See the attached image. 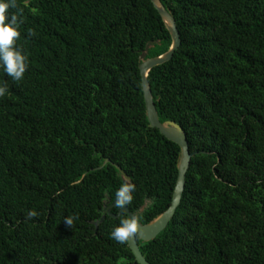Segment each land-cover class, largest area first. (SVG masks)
<instances>
[{"label":"trees","instance_id":"16d2710c","mask_svg":"<svg viewBox=\"0 0 264 264\" xmlns=\"http://www.w3.org/2000/svg\"><path fill=\"white\" fill-rule=\"evenodd\" d=\"M160 1L180 44L147 80L192 155L173 216L139 250L264 264V0ZM12 15L27 67L19 81L0 69V264H138L110 238L128 217L110 205L122 172L141 224L171 202L180 148L149 125L138 67L169 31L151 0H16Z\"/></svg>","mask_w":264,"mask_h":264},{"label":"water","instance_id":"95a60500","mask_svg":"<svg viewBox=\"0 0 264 264\" xmlns=\"http://www.w3.org/2000/svg\"><path fill=\"white\" fill-rule=\"evenodd\" d=\"M151 2L158 11L167 30L170 33L171 44L170 47L165 52L159 55L145 58L146 52L143 51L139 56L140 63L138 67L141 78V88L145 103V112L149 125L151 127L157 128L158 131L162 135H164L167 139L174 141L179 146L180 153L177 163V177L169 206L162 213L158 214L154 219H152L150 222L145 224H141L140 222H138V230L139 233L141 234L137 235V237L143 241H148L153 239L161 230H163L166 227L169 220L173 216L174 211L180 202L181 193L184 187L185 173L188 169L190 157L192 155V153H190L188 149V141L186 139L185 133L180 128V126L172 120H165L164 122H160L152 98L150 85L147 80V75L149 70L156 65L168 61L172 57L174 50L180 44L179 33L176 27L174 17L162 5L160 0H151ZM122 175H123V181L125 183H130V179L128 178V176H126V174L123 172ZM114 204L115 203L113 202L110 206ZM110 206L107 207L105 212L108 211V208H110ZM123 211H125L128 214V216L135 217L134 214L129 212L127 206H124V208L122 209L120 208L118 214H120ZM127 244L134 255L135 261L138 264H149L139 250L136 237L130 238L127 241Z\"/></svg>","mask_w":264,"mask_h":264},{"label":"clouds","instance_id":"9594fccd","mask_svg":"<svg viewBox=\"0 0 264 264\" xmlns=\"http://www.w3.org/2000/svg\"><path fill=\"white\" fill-rule=\"evenodd\" d=\"M16 7V0H0V69L11 78L12 81H19L23 78V74L27 67V57L22 52L14 47L16 38L19 37L17 30V18L15 15L7 18L6 10ZM31 35V30H29ZM7 92L5 83H0V96H4ZM78 182V181H75ZM135 186L132 183H122L115 192L114 203L121 209L127 206L132 201V193ZM37 215L36 211L29 209L26 213V218L31 219ZM75 216L64 218V223L71 228ZM138 230V220L135 217L128 216L122 218L119 223L114 226L110 232V238L119 244H124L130 238L140 235Z\"/></svg>","mask_w":264,"mask_h":264}]
</instances>
